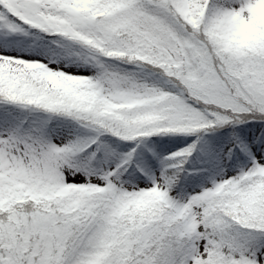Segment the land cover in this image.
I'll return each instance as SVG.
<instances>
[{
    "label": "snow or ice",
    "instance_id": "1",
    "mask_svg": "<svg viewBox=\"0 0 264 264\" xmlns=\"http://www.w3.org/2000/svg\"><path fill=\"white\" fill-rule=\"evenodd\" d=\"M0 264H264V0H0Z\"/></svg>",
    "mask_w": 264,
    "mask_h": 264
}]
</instances>
